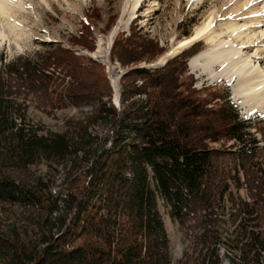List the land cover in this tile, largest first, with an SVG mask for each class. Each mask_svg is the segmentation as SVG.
Returning <instances> with one entry per match:
<instances>
[{"label":"trees","instance_id":"1","mask_svg":"<svg viewBox=\"0 0 264 264\" xmlns=\"http://www.w3.org/2000/svg\"><path fill=\"white\" fill-rule=\"evenodd\" d=\"M85 28L72 43L94 51ZM136 34L110 52L135 66L120 108L105 68L60 43L1 56L0 212L33 211L0 220L3 264H172L160 201L190 242L180 264H264V120L186 87L192 48L147 67L159 46ZM88 106L63 132L30 114Z\"/></svg>","mask_w":264,"mask_h":264},{"label":"rangeland","instance_id":"2","mask_svg":"<svg viewBox=\"0 0 264 264\" xmlns=\"http://www.w3.org/2000/svg\"><path fill=\"white\" fill-rule=\"evenodd\" d=\"M23 3L12 17L6 14L0 16V58L3 56L12 60L21 55L45 51L44 43H60L78 55L98 61L105 68L114 93L113 104L117 108L121 107L122 77L135 68L134 65L126 66L111 59L110 52L117 37L131 33L147 35V41L158 45L159 51L152 62L154 64L147 66L144 63L140 67H157L163 65L161 59L166 53L171 52L180 41L193 36L212 18L213 39L205 38L193 44L190 53L192 51L194 55L185 59L188 72L183 80L187 83L186 87L191 85L197 91L212 88L211 92L204 91L202 97L215 91L225 93L229 90L230 99L244 118L252 116L257 117V121L264 120V102L256 105L249 95L242 93L244 81L249 82L248 77L242 78L244 73L215 78L225 69L222 63L197 70L191 66L196 57L210 50L225 51V45L229 43L230 47L242 49V58L249 59L250 67L253 66L256 71L261 69L264 75V0H23ZM85 26L91 28L88 41L93 42L94 51L84 50L72 43L73 38L86 30ZM137 38L133 37L132 41L136 42ZM186 50L167 58L165 63ZM201 61L202 65L207 62L203 58ZM92 110L89 106L71 107L46 115L31 109L30 114L47 131L63 132L68 120L81 119ZM221 145L212 144L216 148H221ZM159 205L170 241L172 264H180L190 242L179 224L171 218L169 208L162 201ZM32 212L28 209H3L0 212V220L5 221L3 230L6 231V227L15 221H27V215ZM225 264L230 263L226 260Z\"/></svg>","mask_w":264,"mask_h":264},{"label":"bare ground","instance_id":"3","mask_svg":"<svg viewBox=\"0 0 264 264\" xmlns=\"http://www.w3.org/2000/svg\"><path fill=\"white\" fill-rule=\"evenodd\" d=\"M22 5H24L23 0H0V16L6 14L8 17H12L15 15L16 8L21 7ZM212 25L213 19L211 18L207 23L204 24V26L199 28L193 36L180 41L171 52L161 59V63L164 64L167 58L177 55L182 50L189 49L196 42H199L205 38L209 40L213 39L215 31ZM228 45L229 43L225 45V47L227 46L225 51L216 49L203 53L194 59L191 66L194 70H197L199 67H211L212 65L222 63L225 65V69L220 74L216 75L215 78H218V76L227 78L231 75V73L234 76L244 73L245 75L243 74L244 77L242 78L245 79L248 77L249 82L244 81L243 83V95H249L256 105L264 102V75L261 73V69L256 71L254 70L253 66L250 67L251 61L249 59H243L241 56L242 49L230 47ZM201 58L207 61L204 65L200 63ZM116 102L119 104L118 99H116Z\"/></svg>","mask_w":264,"mask_h":264},{"label":"water","instance_id":"4","mask_svg":"<svg viewBox=\"0 0 264 264\" xmlns=\"http://www.w3.org/2000/svg\"><path fill=\"white\" fill-rule=\"evenodd\" d=\"M117 99V98H116ZM118 102H119V98H118ZM118 104V103H117ZM119 105V104H118Z\"/></svg>","mask_w":264,"mask_h":264}]
</instances>
